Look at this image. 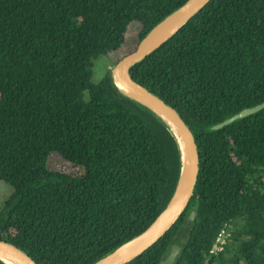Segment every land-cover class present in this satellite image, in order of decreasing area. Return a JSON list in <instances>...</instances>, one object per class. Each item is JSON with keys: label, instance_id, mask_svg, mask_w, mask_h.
Returning <instances> with one entry per match:
<instances>
[{"label": "trees", "instance_id": "trees-1", "mask_svg": "<svg viewBox=\"0 0 264 264\" xmlns=\"http://www.w3.org/2000/svg\"><path fill=\"white\" fill-rule=\"evenodd\" d=\"M184 1L0 0V182L12 188L0 239L37 264H94L172 196L175 133L110 68L94 82L93 65ZM129 72L189 126L199 171L178 219L125 264H159L172 244V264H264V108L211 128L264 101V0L208 1ZM51 154L63 168L47 167Z\"/></svg>", "mask_w": 264, "mask_h": 264}, {"label": "water", "instance_id": "water-1", "mask_svg": "<svg viewBox=\"0 0 264 264\" xmlns=\"http://www.w3.org/2000/svg\"><path fill=\"white\" fill-rule=\"evenodd\" d=\"M210 0H185L177 8L158 21L138 42L135 49L111 68V78L116 88L128 97L138 101L159 116L171 129L181 149L182 167L175 190L166 206L155 219L140 233L117 246L113 251L99 259L94 264H125L140 255L156 242L178 219L188 205L193 195L199 171V154L194 135L177 110L164 102L155 93L134 80L129 68L167 41L188 19L196 14ZM264 108V101L250 107H245L223 121L211 126L220 129L236 119L246 117ZM195 211L191 210L186 218L194 219ZM180 246L172 244L168 254L159 264H172L178 255ZM0 254L5 255L19 264H37L35 260L18 246L0 239ZM0 260L9 264L3 258Z\"/></svg>", "mask_w": 264, "mask_h": 264}, {"label": "rangeland", "instance_id": "rangeland-1", "mask_svg": "<svg viewBox=\"0 0 264 264\" xmlns=\"http://www.w3.org/2000/svg\"><path fill=\"white\" fill-rule=\"evenodd\" d=\"M139 29L138 24H132L129 27L128 33H127V39L128 42L127 44L120 50L112 52L108 54L107 56H102L94 60V65H93V80L94 82H98L102 79L104 76L106 70L108 68H112V66L119 60L121 59L124 55L127 53L133 51H129V49L134 46V41L136 39V34ZM47 167L51 170H59L63 168L64 163L63 160L55 156L54 154H51L47 158ZM73 172L75 170H72ZM12 188L9 186H6L5 184L0 182V208L6 198L11 194ZM224 237V236H223Z\"/></svg>", "mask_w": 264, "mask_h": 264}, {"label": "built area", "instance_id": "built-area-1", "mask_svg": "<svg viewBox=\"0 0 264 264\" xmlns=\"http://www.w3.org/2000/svg\"><path fill=\"white\" fill-rule=\"evenodd\" d=\"M224 235H225V231L222 230V231L220 232V234L218 235V237H217V239H216V242H215V244H214V246H213V248H212L213 251L217 252L218 250L221 249V246H220L219 244L222 243V242L224 241V237H223Z\"/></svg>", "mask_w": 264, "mask_h": 264}, {"label": "bare ground", "instance_id": "bare-ground-1", "mask_svg": "<svg viewBox=\"0 0 264 264\" xmlns=\"http://www.w3.org/2000/svg\"><path fill=\"white\" fill-rule=\"evenodd\" d=\"M152 112V111H151ZM153 113V112H152ZM166 124V123H165ZM171 129V128H170ZM172 129L174 130V132H176V129L172 126ZM177 133V132H176ZM178 135V133H177ZM180 141H181V137L178 135ZM0 257L3 258L6 262H8L9 264H19L18 262H16L15 260L5 256V255H2L0 254Z\"/></svg>", "mask_w": 264, "mask_h": 264}]
</instances>
